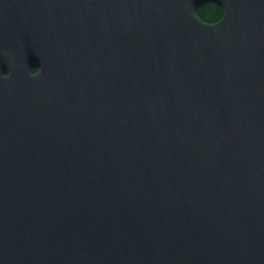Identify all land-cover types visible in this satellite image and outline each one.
Returning a JSON list of instances; mask_svg holds the SVG:
<instances>
[{
	"label": "water",
	"instance_id": "95a60500",
	"mask_svg": "<svg viewBox=\"0 0 264 264\" xmlns=\"http://www.w3.org/2000/svg\"><path fill=\"white\" fill-rule=\"evenodd\" d=\"M0 264H264V0H0Z\"/></svg>",
	"mask_w": 264,
	"mask_h": 264
},
{
	"label": "trees",
	"instance_id": "16d2710c",
	"mask_svg": "<svg viewBox=\"0 0 264 264\" xmlns=\"http://www.w3.org/2000/svg\"><path fill=\"white\" fill-rule=\"evenodd\" d=\"M197 15L203 21L214 22L221 17V10L212 4H206L201 9L197 10Z\"/></svg>",
	"mask_w": 264,
	"mask_h": 264
},
{
	"label": "flooded vegetation",
	"instance_id": "af4514ba",
	"mask_svg": "<svg viewBox=\"0 0 264 264\" xmlns=\"http://www.w3.org/2000/svg\"><path fill=\"white\" fill-rule=\"evenodd\" d=\"M205 5H206V4H205ZM212 5H213V4H212ZM214 6H215V5H214ZM216 7H217V6H216ZM218 8H219V7H218ZM219 9H220V8H219ZM220 10H221V9H220ZM221 16H222V10H221ZM220 18H221V17H220ZM220 18H219V19H220ZM219 19H218V20H219ZM218 20H217V21H218ZM205 22H206V21H205ZM214 22H216V21H214ZM208 23H213V22H208ZM36 71H37L36 69H32V70H31V73L34 74Z\"/></svg>",
	"mask_w": 264,
	"mask_h": 264
}]
</instances>
